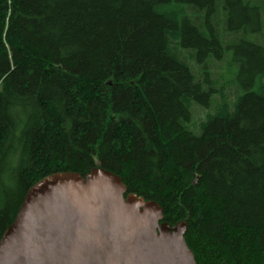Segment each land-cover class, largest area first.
Listing matches in <instances>:
<instances>
[{
    "label": "trees",
    "instance_id": "16d2710c",
    "mask_svg": "<svg viewBox=\"0 0 264 264\" xmlns=\"http://www.w3.org/2000/svg\"><path fill=\"white\" fill-rule=\"evenodd\" d=\"M244 1L0 0V238L34 182L102 168L186 221L197 264H264V0Z\"/></svg>",
    "mask_w": 264,
    "mask_h": 264
},
{
    "label": "water",
    "instance_id": "95a60500",
    "mask_svg": "<svg viewBox=\"0 0 264 264\" xmlns=\"http://www.w3.org/2000/svg\"><path fill=\"white\" fill-rule=\"evenodd\" d=\"M102 168L50 173L27 189L0 238V264H197L186 221Z\"/></svg>",
    "mask_w": 264,
    "mask_h": 264
},
{
    "label": "rangeland",
    "instance_id": "374dc122",
    "mask_svg": "<svg viewBox=\"0 0 264 264\" xmlns=\"http://www.w3.org/2000/svg\"><path fill=\"white\" fill-rule=\"evenodd\" d=\"M238 1V0H237ZM240 4L245 5V1L244 0H240ZM248 6V5H245ZM252 6V5H250ZM237 72V66L233 65V67H228L227 64H223L222 65V69H221V73H222V77L224 78V80H233L235 73ZM9 166L12 168L13 166V162L11 161V163L9 164Z\"/></svg>",
    "mask_w": 264,
    "mask_h": 264
}]
</instances>
